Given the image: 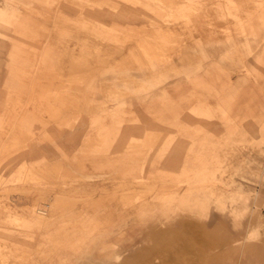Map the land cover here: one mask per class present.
<instances>
[{"label": "rangeland", "instance_id": "obj_1", "mask_svg": "<svg viewBox=\"0 0 264 264\" xmlns=\"http://www.w3.org/2000/svg\"><path fill=\"white\" fill-rule=\"evenodd\" d=\"M226 3L0 0V113L2 118L7 108L16 113L5 118L0 133V204L10 203L14 209L8 204L7 212L18 215L7 216L0 225V234H8L0 241V264H264V183L257 174L264 168V152L255 145L245 144L241 153L244 178L233 174L232 167L224 176L240 180L252 192L248 210L241 211L237 202L232 215L220 202L209 201L208 208L185 206L174 214L138 211L143 204H158L154 199L162 191L157 186H167V191L172 185L186 187L178 182L185 176L178 173L188 145L174 117L158 116V99L165 90L171 103L180 106L179 90L194 75L218 68L221 75L235 77L239 66H244L240 74L245 83L257 76L264 88V23L256 24L259 34L253 37L242 36L230 14L225 25L203 22L214 17L218 4ZM239 3L241 11L264 12V0ZM251 20L256 19L251 15ZM51 48L57 50L60 67L37 71L44 59L37 54ZM84 80H91L96 104L110 106L111 97L125 102L126 130L118 140L92 127V112L98 110L82 102ZM149 82L156 83L150 90L137 88ZM153 106L157 113H152ZM21 118H31L33 127L24 129L28 123ZM250 123L254 129L249 127L248 139L254 140L258 133ZM220 133L212 129L211 138ZM236 156L226 157L235 161ZM151 159L155 167L147 171L152 175L143 176L138 169V178L128 174L130 167ZM213 184L220 186L219 181ZM196 186L198 194L206 192L204 184ZM23 219L32 225L24 228ZM186 220L200 228H182ZM154 229L166 235L150 237ZM206 242L208 249L202 246Z\"/></svg>", "mask_w": 264, "mask_h": 264}, {"label": "crops", "instance_id": "obj_2", "mask_svg": "<svg viewBox=\"0 0 264 264\" xmlns=\"http://www.w3.org/2000/svg\"><path fill=\"white\" fill-rule=\"evenodd\" d=\"M239 2L240 0H228V4L226 3L227 5L223 6L222 4H218L214 17L210 19L209 22H203L210 25H215L216 22H220L221 25H225L228 24L229 21L224 17H229L230 14L232 18L237 19L236 30H238L242 36L251 35L257 37L259 31L256 24L264 23V12L250 14L249 12L241 11ZM258 4L260 5L261 3ZM159 9H161V7ZM85 14L84 11L81 13L83 21H85ZM251 15L254 16L256 20H251ZM194 25L202 27L201 22ZM100 30L102 31V29ZM209 30H211V32L215 31L213 28ZM109 31H114V29ZM104 32L106 35L110 33L108 31ZM94 35H97V29H95ZM225 38L230 42L232 40V34L228 32ZM110 39L115 40L112 36H110ZM244 40H246V38H244ZM245 46L248 48L247 43ZM87 50L88 49L78 51L85 52ZM45 52L46 54H37V56L44 58L39 60L41 65L37 71L41 72L47 69L53 70L52 68L55 67L54 64H57L56 67H60V62L56 59L57 50L51 48L46 49ZM260 61L264 64V48ZM154 66L155 63L151 65V68ZM242 67L244 66L237 67L234 73L235 77L229 73L221 75V71L218 68L206 70L202 75H194L190 80L189 86L180 90L178 89L182 95V104L180 106L171 103L172 98L166 90L158 99L162 106L161 114H158V116H161L163 113L166 114V116L169 115L174 117L177 121L176 126L181 130L179 136H182L184 138V143L188 145V148H186L188 155L183 157L179 165L181 170L178 173L179 176H185V179H180L178 182L185 183L186 187L172 185L173 188L167 191V186H157L158 190L162 191L159 192L157 198L154 199L157 200L158 204H143L142 207L138 209L142 215L148 212L149 209L162 210L164 212L171 211V213L174 214L178 209L185 206H205V208H208L206 203L209 201L220 202L223 208L227 210V213L232 215L237 213V209L235 208L237 202H241L243 205L241 211L249 209V200L251 196H253L252 192L245 189L240 180L235 181L224 177L227 168L232 167L234 171L233 174H238L240 178H244L243 170L246 166V159H244L241 153L245 144L255 145L261 152H264V88L260 85V82H258L257 76L253 78V82L245 83L247 79L240 74ZM69 71L71 72V68ZM85 80L83 83L86 92L81 97L82 102L85 104H93L98 110L92 112L94 114L93 121H91L92 127L97 129V134H106L104 135L106 137L107 135L114 136L111 140H118V137L124 134L123 132L126 130V127L122 124L126 120L122 115L125 102L111 97V101L114 103L110 106H107L106 103H103L102 106L96 104L97 93L95 88L91 85V80L87 83ZM154 84L156 83L149 82L146 86L140 84L137 88L145 89L146 87V90H150ZM112 87L117 89L119 86L113 84ZM259 95H262L261 100L258 98ZM148 96H151L150 93L142 97L147 98ZM91 108L93 109L94 106H91ZM152 108H154L152 113H157L154 111L156 106ZM186 111L188 114H186ZM10 114L16 113L8 111V108L3 118L0 113V133L2 127L5 129L7 124L5 118ZM107 119L109 123H106ZM214 119L216 121H213ZM23 121L28 123L25 125L26 127L24 129H31L35 123L31 118L29 120L21 118V123ZM250 122L255 123V131L258 133V136L254 140L248 139L250 136L248 130L249 127L252 126ZM20 126L22 127V125ZM212 129H220L222 133L219 134V137L211 138V135H213L211 134ZM212 145H214V147L211 149ZM208 146L210 147L208 148ZM2 149L3 147L1 146L0 140V151ZM233 152H236L237 156L234 158L235 161H230L226 156L229 153L233 154ZM158 159L161 160L162 156H159ZM152 160L154 159H151L149 162L147 161L145 165H141L139 168L130 167L128 174L132 178H138L137 176L135 177L136 173L134 169H138L137 171L142 173L143 176L152 173L147 171L150 167H155L152 165ZM257 174L258 178L264 183V168H260ZM149 175L152 174H148L147 176ZM154 175L160 177L158 173ZM216 181L220 182L219 187L214 186L213 183ZM199 184H204L206 192L198 194L199 190L196 185ZM7 205L8 208L11 207L10 209H14V206L12 207L10 203L5 202L2 205L0 204V225L5 223V218L7 216L18 217L17 214L9 215L7 212ZM1 209L6 211L1 212ZM46 215L48 216L47 211ZM165 222L167 221H160L159 224L162 225L165 224ZM22 225H24V228H28L32 224L29 219H23ZM181 227L185 229H195L200 228V225L196 222L186 220L181 223ZM13 230L14 229L6 231ZM17 233L19 232L17 231ZM170 233L173 237L177 235L175 230H171ZM155 234L159 236L158 239H162L166 235V233L154 229L150 237L153 235L156 236ZM7 236L8 234L6 233L3 235L0 234V241H3L4 237ZM202 246L204 249H208L211 244L206 242L203 243ZM0 248H2L1 245ZM3 248H5V246ZM192 253L193 251L189 252L188 255ZM161 255L167 256V253H161L160 256Z\"/></svg>", "mask_w": 264, "mask_h": 264}, {"label": "bare ground", "instance_id": "obj_3", "mask_svg": "<svg viewBox=\"0 0 264 264\" xmlns=\"http://www.w3.org/2000/svg\"><path fill=\"white\" fill-rule=\"evenodd\" d=\"M12 57H13V56H12ZM41 58H42V57H41ZM12 59H13V58H12ZM17 62H18V61H17ZM11 64H15V65H17L18 63L16 64V62H15L14 59H13V61H11ZM73 64H74V63H73ZM70 65H71V64H70ZM23 66H24V65H23ZM23 66H22V68H24ZM20 67H21V66H20ZM74 68H75V67H74ZM25 69H26V68H25ZM27 69H28V68H27ZM66 69H67V68H66ZM71 70H72V69H71ZM26 72H27V71H26ZM66 72H67V71H66ZM72 72H73V71H72ZM74 72H75V70H74ZM77 72H78V71H77ZM79 72H80V71H79ZM67 73H68V72H67ZM59 74H60V73H59ZM71 76H72V75H71ZM33 77H34V76H33ZM75 77H76V76H75ZM31 87H32V86H31ZM56 88H57V87H56ZM149 187H150V186H149Z\"/></svg>", "mask_w": 264, "mask_h": 264}, {"label": "built area", "instance_id": "obj_4", "mask_svg": "<svg viewBox=\"0 0 264 264\" xmlns=\"http://www.w3.org/2000/svg\"><path fill=\"white\" fill-rule=\"evenodd\" d=\"M264 210V209H263Z\"/></svg>", "mask_w": 264, "mask_h": 264}]
</instances>
